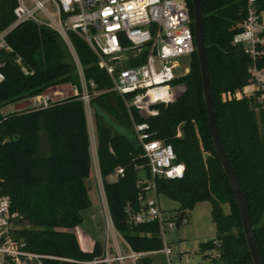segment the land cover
I'll return each mask as SVG.
<instances>
[{
    "label": "trees",
    "instance_id": "trees-1",
    "mask_svg": "<svg viewBox=\"0 0 264 264\" xmlns=\"http://www.w3.org/2000/svg\"><path fill=\"white\" fill-rule=\"evenodd\" d=\"M201 2L219 136L243 191L264 264V110L252 98L220 100L221 93L234 94L249 83L250 60L232 44L245 2ZM187 3L192 18L191 0ZM13 7L12 0L0 1V33L13 22ZM70 39L86 82L100 92L90 100L96 120V156L108 212L124 242L140 254L163 248L158 224L135 225L125 214L138 191L135 166H143L146 172L133 124L146 122L152 138L170 144L185 168L181 178L156 179L157 194L178 204L177 215L185 216L199 202L211 204L218 245L210 240L200 244L199 251H217V257L210 255L213 264H252L233 192L212 145L195 52L188 73L175 80L184 86L183 94L173 103L154 106L157 115L144 121L110 90L112 83L87 44L76 34H70ZM4 42L8 50L0 49V197L10 199L17 226L24 225L15 228L12 237L23 240L27 251L56 258L43 264H89L101 255L102 246L96 241L90 251H83L74 233L82 223L81 213L91 205L86 185L91 174L90 139L79 95L48 100L46 107L1 112L58 85L78 88L73 59L52 30L31 21L17 24ZM179 128L182 137L176 136ZM119 167L122 176L109 181ZM222 204H228V214L222 213ZM136 264L149 263L139 259Z\"/></svg>",
    "mask_w": 264,
    "mask_h": 264
},
{
    "label": "built area",
    "instance_id": "built-area-1",
    "mask_svg": "<svg viewBox=\"0 0 264 264\" xmlns=\"http://www.w3.org/2000/svg\"><path fill=\"white\" fill-rule=\"evenodd\" d=\"M12 1L14 20L0 33V49L8 50L4 37L21 22L31 21L52 30L73 59L79 81L74 94L79 95L85 113L90 109L91 98L100 92L95 90L92 82H86L70 34L78 35L87 44L97 58V66L109 77L112 83L110 90L123 99L128 110H136L144 121L157 115L154 106L173 103L183 94L184 86L175 82L180 77L176 73L180 68L178 60L189 59L195 52L187 0ZM244 2V18L238 25L232 44L238 46L250 60L247 69L249 83L234 94H224L223 97L252 98L264 110V0ZM188 70L189 66L184 67L183 73H188ZM34 99L35 108L48 105V97L38 96ZM133 131L145 159L146 172L143 166H135L138 191L133 203H127L125 214L127 220L135 225L158 224L162 239L166 229L173 230L187 223V220L179 214L170 218L162 210L156 179L181 178L184 164L177 162L170 144L152 138L146 122L133 124ZM176 136H180L179 129ZM92 156L96 191L106 203L95 144ZM122 174L123 169L119 167L110 176L116 180ZM10 208V199L0 197V264H43V260L56 259L27 251L23 240L12 237V231L17 228L18 215ZM106 227L107 241L110 240L114 253L110 257L108 252H101L89 264H126V261L135 264L144 255L129 248L114 228L111 218ZM119 239L126 252L122 251ZM162 242V250L154 253L163 254L169 262L171 248L164 239Z\"/></svg>",
    "mask_w": 264,
    "mask_h": 264
},
{
    "label": "rangeland",
    "instance_id": "rangeland-1",
    "mask_svg": "<svg viewBox=\"0 0 264 264\" xmlns=\"http://www.w3.org/2000/svg\"><path fill=\"white\" fill-rule=\"evenodd\" d=\"M178 62L180 63V68L176 73L177 75L182 76L184 75L183 68L189 66L190 59L181 58ZM74 90L75 86L63 84L45 90L41 93V95H39V97H48L49 100L55 101L75 95ZM223 96L224 93H221L220 100L225 102V98ZM32 101H35L36 103L35 99H29L16 103L14 106L8 105L2 108L1 112L9 113L12 112L13 109L19 111L29 107H34V102ZM86 118L92 155L94 144L96 145L97 142V132L96 120L91 108L86 112ZM92 160L91 162L93 163ZM140 176H143V174L140 173ZM112 180H114V177L110 178V181ZM86 185L89 188V200L91 205L88 209L81 213L82 223L75 228L74 233L80 241L82 248H90L94 242L98 241L102 246V252H108L111 257L114 252L111 248L112 246L110 240L107 241L108 232L106 226L108 220L110 219L107 210V203H105L101 197L98 196L93 176L86 181ZM158 200L160 207L168 217L174 218L177 215L179 206L176 202L168 199L162 194L158 195ZM221 211L223 214H228V204H222ZM185 217L187 223L182 224L173 230L166 229L165 234L162 236L164 242L171 248L169 262H167V259L163 254L154 252L146 253L139 259H141V261L146 260L149 264H213L210 259V255H218L217 251H206L205 253H201L199 251L200 244L210 240H213V242L218 245V242L216 241V226L215 223L212 222L211 218V204L207 201L199 202L194 205L191 211L186 212ZM22 226L24 225H18L16 227ZM238 231L239 230L235 228L233 234L237 235ZM82 234H86L87 238L82 240ZM119 244L122 251L126 252V248L120 239ZM138 260H136L135 264ZM126 264H130V261H126ZM216 264L221 263L217 262Z\"/></svg>",
    "mask_w": 264,
    "mask_h": 264
},
{
    "label": "water",
    "instance_id": "water-1",
    "mask_svg": "<svg viewBox=\"0 0 264 264\" xmlns=\"http://www.w3.org/2000/svg\"><path fill=\"white\" fill-rule=\"evenodd\" d=\"M192 5V25L194 34V47L195 55L198 63L201 86H202V96L206 112L207 123L211 135V141L214 148V152L218 158L219 164L228 180L229 186L233 192L235 202L237 204L242 233L246 242V246L252 261V264H263L258 253L256 246L253 227L250 222V216L247 209L246 200L240 184L234 174L233 168L225 154L224 147L221 143L219 136V129L217 126V119L214 110V104L212 99V90L210 86V77L208 72V64L206 58V47L204 41V16L202 10L201 0H191ZM183 124L180 125V128ZM180 137L182 133L180 131Z\"/></svg>",
    "mask_w": 264,
    "mask_h": 264
},
{
    "label": "crops",
    "instance_id": "crops-1",
    "mask_svg": "<svg viewBox=\"0 0 264 264\" xmlns=\"http://www.w3.org/2000/svg\"><path fill=\"white\" fill-rule=\"evenodd\" d=\"M32 102H34V101H32ZM14 105H16V104H14ZM14 105H13V106H14ZM29 108H30V107H29ZM15 111H16L15 109L12 110V112H15ZM86 120H87V118H86ZM90 146H91V144H90ZM90 159L92 160L91 148H90ZM90 165H91V174H90V177L93 176V178H94V165H93L92 162H91ZM110 178H112V176H109V177H108V180H109V181H110ZM112 181H113V180H112ZM84 238H85V239L87 238V237H86V234H82V235H81V239L84 240ZM77 240H78V239H77ZM85 242H86V241H85ZM78 243H79L80 248H81L83 251H90L91 248H92V246H93V245H92L90 248H87V247L82 248L79 240H78Z\"/></svg>",
    "mask_w": 264,
    "mask_h": 264
}]
</instances>
